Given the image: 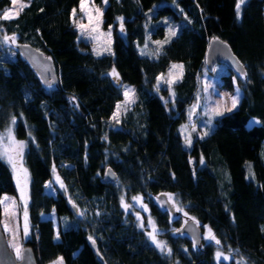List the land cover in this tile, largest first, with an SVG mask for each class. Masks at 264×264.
I'll use <instances>...</instances> for the list:
<instances>
[{"label":"trees","instance_id":"obj_1","mask_svg":"<svg viewBox=\"0 0 264 264\" xmlns=\"http://www.w3.org/2000/svg\"><path fill=\"white\" fill-rule=\"evenodd\" d=\"M79 2L32 0L16 18L0 20V35L15 33L17 44L42 50L59 74L56 85L44 86L21 56L8 59L0 50V128L15 116V136L26 144L23 163L33 231L27 245L37 263L62 257L65 264H217V244L194 246L188 236L176 233L180 221L170 222L166 209L151 205L159 227H177L165 236L171 255L151 245L121 205L122 194L164 192L173 195L176 214L187 213L207 225L220 247L232 249L246 264H264V0H248L239 19L237 0H107L104 24L122 17L125 37L114 28L112 52L99 56L73 26L72 11ZM10 5L11 0H0V15ZM167 16L181 24L178 32L159 55H141L149 37L165 36L164 25L153 24ZM215 36L244 65L245 76L231 70L221 76L228 90L237 77L242 97L236 109L219 116L213 130L188 148L179 132L182 111L207 68L208 41ZM174 62L183 65V75L173 86L168 109L167 91L156 84ZM113 68L119 80L109 74ZM129 85L136 99L114 128L111 116ZM251 118L261 123L248 126ZM200 155L204 164L194 167L190 160ZM53 167L68 196L44 192ZM107 167L117 173L114 183L100 181ZM4 193H14V181L0 160V197ZM51 210L65 217L83 215L55 240L52 221L40 217ZM90 236L98 255L87 244Z\"/></svg>","mask_w":264,"mask_h":264},{"label":"rangeland","instance_id":"obj_2","mask_svg":"<svg viewBox=\"0 0 264 264\" xmlns=\"http://www.w3.org/2000/svg\"><path fill=\"white\" fill-rule=\"evenodd\" d=\"M247 1L248 0H245V3ZM19 2L23 3V4H28V0H19ZM106 5H107V2H105V0H86L85 9L83 11H81V0H80L79 4L74 8L76 10L75 17L73 16V11H72V23H73L74 28L78 32V38L85 41V42H88L90 44L92 52L94 54H95V52L93 51L94 48L96 49V51L101 52V55L109 54L112 52L113 41H114V28L117 29V31L119 32L120 35L125 37V29L123 32L120 31L121 21L117 19L118 17L116 18V21L114 24H111L108 26H106L104 24V9H105ZM242 6H241V8H242ZM18 7H19V5L14 6L11 3V5L6 9L11 10L12 12H16L18 10ZM96 9H99L100 13H102V14H98ZM3 12H4V10H3ZM3 12H2V14H3ZM153 12H154L153 9L148 11V13H147L148 17L150 15H152ZM89 16L92 17L91 21L89 20ZM120 18H122V17H120ZM74 21H78L80 24L85 25V29L83 30V32H84L83 35L81 34V29L77 27V25H76V23H74ZM159 24L164 25L165 36L162 39H153V38L151 39L150 38L148 40L147 49L145 51L149 55H154V53L158 47V45L155 43L156 41H164L165 38L168 37L170 29L174 30L177 33L180 26H181V24L179 22H172L170 20L169 16L161 18L158 22H154L153 26L159 25ZM110 26H111V35L109 36L108 33L110 30ZM92 29H95V31H92ZM173 37L174 36H172L169 39V41ZM16 44H17V42H16ZM164 44H166V43H164ZM107 49H110V51H107ZM142 49H144V47ZM142 49H139L140 54H141ZM0 50L3 53V57L8 58V59L15 60L18 56H20L16 50V45H4V46L0 47ZM172 65H182V64L178 63V62L172 63L168 67V69L163 74H161L159 76V77H161V76L163 77V79L159 81V88L167 91V94L164 97V101L166 102V106L168 107V109L171 105V102L174 100V95H172L173 86L180 79L175 80V82L172 83L171 89H169V84L167 83V81L168 80H174L175 77L179 76L180 72H181V70L179 68L172 69ZM170 69H171V73H172L171 75H169ZM228 72H229V69L227 68V66L225 64L219 63V64L215 65L213 70L209 71L205 67V69L202 70V72L199 74V76L197 78V87H196L195 92L192 96V99L189 101V103L184 107V109L182 111L183 121L181 122V124L179 126V132L183 136L184 143L188 148H190L192 146V144L195 140L201 139V136L203 135L204 132H208V134H209L213 130V128L215 127L216 119L219 116H213L212 117V125H211L210 129L207 126L206 122L208 120V116L211 115V112L209 110L212 107H215V104L217 101L221 100V98H224V100L227 102L226 106L230 107L231 103H230V100H228L227 98H228V96L235 95L237 89H239L240 90L239 103H240L241 97H242V91H241L240 87L238 86V84L236 83L237 77H235V76L233 77L234 87L232 90H228L222 86L221 76L223 74H227ZM240 79L243 80V77H241ZM157 85H158V81H157L156 86ZM205 87H207V89H208L207 92L204 91ZM125 88H132L135 90V87L132 85L125 86ZM198 96H199V107L196 109V113H194L192 115L191 120H189L190 108L193 104L197 103ZM135 99H136V90H135L134 101H135ZM124 100H125V97H123V99L119 103L123 104ZM239 103H238V105H239ZM238 105H237V107H238ZM115 111H116V109H115ZM123 112H124V110L122 109L120 116L122 115ZM206 112L208 113L207 115L205 114ZM225 113H228V112H224V114ZM112 116L110 119V124L112 127L118 128L120 126V120H119V123H116L112 119ZM120 116H119V119H120ZM255 120H257V119L256 118L249 119L248 126H252L253 124H255L254 123ZM182 125L188 126L187 131L184 132L183 134L180 131ZM9 126L10 125L5 126L4 128H0V133L5 132V130ZM193 126H195L196 131H192ZM13 131H14V129H13ZM189 134H190L191 140H192L191 145H188L185 142V137L188 136ZM14 135H15V133H14ZM15 138L18 141H24V140L18 139L16 136H15ZM24 150H25V148H24ZM24 150H23V154H24ZM261 154H263V156H264V148H263V152ZM202 157L203 156L200 155L197 158H191L190 161L194 165V167L203 166L204 158H203V163H201ZM4 162L9 166L11 173H12V177H13V181H14V193H4L1 195L0 199H3L4 197L10 198V200L14 199L16 201V205H15L14 209L12 207H10L9 212L6 215L5 210H4L5 205L0 204V222H1V226H2V229L4 231V234H5V237H6L7 244L9 246L10 250H12L16 256L14 249L9 244V241L12 238V231H15L17 233L21 249L27 245V242L32 237L33 231H32L31 224H30L29 218H28L29 235L26 238L24 237V235H23L24 205L20 199V190L17 187L16 174H14L11 166L6 161H4ZM22 167L27 170V168L25 167V165L23 163V160H22ZM56 175H58V174L56 172L54 174V172H53L50 179L44 183V192L46 194L52 195V196H56L58 193H62L64 195L68 196V191H65L64 188H61L60 184L56 181V179H55ZM20 178H21V182L23 183L24 182V176H23L22 172L20 173ZM60 179L64 183V181L62 180L61 177H60ZM48 184H51V187H46V185H48ZM167 195L169 198V194H167ZM137 196L141 197V203H138L136 200L133 199L134 197H137ZM171 196H172V199L171 200L169 199V200L176 207L173 195L171 194ZM122 197L124 199V202L129 205V208L127 210H125V208H124V210L127 213H131L133 215V218L135 219L138 226L140 225L141 221L143 222L144 227L143 228H141L140 226L139 227L144 230L145 235H146L149 243L151 245H153L155 248H156V246L151 242V240L148 238V235H147V233L152 230L151 227L148 226L149 219H151L155 223V227L158 230V232H157V239L158 240L164 241L166 243V237H165L166 234L170 233L173 235L175 233V228H177L176 226H171L170 229H163L156 224L155 219L151 213V205L152 204H156L157 206L160 207V205L156 202V195L150 194V195L144 196V195L136 194V195L127 196L125 194H122ZM26 199H27V217H28V201H29V174H28V170H27ZM10 200L6 203L10 204ZM142 205L147 206V211L144 210V207H142ZM13 211L15 212L14 216L12 215ZM137 214H139V216L141 217V220H137ZM40 217L42 219H50L52 221L53 230H54V239L58 240L59 239V232L62 230V228H66V227H69L71 225L77 224V221L79 219H81L82 215L81 214H74L73 217H71V216L65 217V216H59L55 210H51L49 212L42 213L40 215ZM191 218H192L191 216L185 215V213L180 212L174 216L170 215L169 220H170V222H173L175 220H179L180 224H182L183 222H185L186 220L191 219ZM192 219H194V218H192ZM195 221H197V220H195ZM5 224H7L8 227L12 231H5V227H4ZM197 224L202 228V243L211 242V241L204 238L206 236V233H207V228L205 227L207 225H202L198 221H197ZM212 242H214V241H212ZM218 248L221 249L225 255L229 254V250H226V249L220 247L219 245H217L215 253H216ZM215 253H214V255H215ZM16 258H17V256H16ZM57 258L54 259L53 261L57 260ZM239 260H240L239 257H235L231 253V258L228 261H224L221 258L220 263L222 262V263L228 264L231 261H233L236 264V262ZM53 261H51L48 264H52ZM215 263H217L216 257H215ZM63 264H65L64 260H63ZM244 264H246V263L244 262Z\"/></svg>","mask_w":264,"mask_h":264},{"label":"snow or ice","instance_id":"obj_3","mask_svg":"<svg viewBox=\"0 0 264 264\" xmlns=\"http://www.w3.org/2000/svg\"><path fill=\"white\" fill-rule=\"evenodd\" d=\"M32 0H28V4H23L20 3L19 0H11L12 5L16 6L19 5L18 10L16 12H12L11 10H4L3 14L0 15V20H9V19H13L16 18L19 15V12L23 10V8L29 6L31 4ZM105 2H107V0H105ZM245 3V0H237L236 2V15H237V19L240 18V13H241V6ZM86 6V0H81V11H83L85 9ZM98 14H102L100 13L99 9H96ZM76 14V10L73 9V16L75 17ZM118 20L121 21L120 23V31L123 32L124 31V26H123V18L118 17ZM89 20H92V17L89 16ZM74 23H76L77 27L81 29V34L83 35L84 32L83 30L85 29V25L80 24L78 21H74ZM92 31H95V29H92ZM108 35H111V26H110V30ZM176 32L172 29L169 30V35L168 37L165 38L164 41H156L155 43L158 45L156 51H155V55H159L162 45L164 43H167L169 41V39L172 36H175ZM150 39V37H149ZM214 40L217 38H213ZM17 42V35L15 33H13L12 35H8L6 32H4L2 35H0V47L4 46V45H16ZM24 47H27L26 45ZM147 49V43H145V47L144 49L141 50V55H145L148 54L146 53ZM93 51L95 52L96 55H101V52L96 51V49L94 48ZM107 51H110V49H107ZM238 64V71L240 72V74L242 76H245L246 73L243 72V65L239 64V62H237ZM179 68L181 70L180 75L175 77L174 80H168L167 83L169 84V89H171V85L172 83L175 82V80H178L182 77L183 72V65H172V69H177ZM112 77H114L116 80H119V74L117 73L116 69L113 68L112 71L109 73ZM171 69L169 72V75H171ZM163 77H157V81H158V85L157 88H159V81L162 80ZM207 87H205L204 91L207 92ZM172 95H175L174 93H172ZM124 97L125 100L123 102V104L118 103L116 105V111L113 113L112 119L116 122L119 123V116L121 113V110L123 109L124 111H127L128 106L131 105L132 103H134V98H135V90L132 88H125L124 91ZM239 97H240V90L237 89L236 94L232 95V96H228V100H230L231 106L228 107L227 102L224 100V98H221V100L217 101L215 104V107H212L209 111L211 112V115L208 116V120L206 122L207 126L209 127V129L211 128L212 125V117L213 116H221L224 114V112H231L233 109H235L239 103ZM74 99V98H73ZM199 107V96L197 98V103L193 104L190 108L189 111V120H191L192 115L194 113H196V109ZM206 115L208 114L207 112L205 113ZM16 117L13 116L11 118V123L10 126L5 130V132L0 133V160L6 161L12 168L14 174H16V180H17V187L20 190V199L23 202L24 205V229H23V235L26 238L29 235V231H28V217H27V199H26V187H27V170L24 169L22 167V160H23V150L26 146L24 141H18L15 138L14 135V126L16 125ZM255 124H260L261 122L259 120H255L254 121ZM187 125H182L181 126V133L183 134L184 132L187 131ZM192 131H196L195 126L192 127ZM208 132H204L203 135L201 136V139H203L204 136H207ZM107 137H105L106 139ZM185 142L188 145H191L192 140H191V136L190 134L188 136L185 137ZM201 163H203V157L201 158ZM248 171H249V175L252 176L254 178V174L252 173V166L251 164L248 165ZM23 173L24 176V182H21V178H20V173ZM53 172L55 174V167H53ZM109 174L114 175L113 173H111V171L109 170ZM56 181L60 184L61 188H64L65 191H67V189L65 188L64 183L61 181L60 177L58 175L55 176ZM46 187H51V184L46 185ZM134 200H136L138 203H141V197L137 196L133 198ZM169 199H172L171 194H169ZM10 200V198L8 197H4L3 199H0V204H4L5 205V214L7 215L9 212V208L12 207L14 209L15 205H16V201L14 199L10 200V204L6 203ZM69 202L72 203L71 198L69 199ZM121 205L123 208H125V210H127L129 208V205L126 204L124 202L123 197H121ZM73 207L75 208V204H73ZM142 207H144V210L147 211V206L142 205ZM178 211L181 209H177ZM81 215H83V213H80ZM12 215H15V212L13 211ZM185 215H187V213H185ZM137 220H141V217L139 216V214H137ZM141 228L144 227L143 222L141 221L140 225ZM148 226L151 227V231L147 233L148 238L151 240V242L156 246V248H158L162 253L167 254V255H171V249H169L167 247V244L164 241L158 240L157 239V232L158 230L155 227V223L149 219L148 221ZM5 231H12L7 224H5ZM207 228V233L206 236L204 237L205 239L209 240V241H214L217 245L221 244V241L219 239L216 238L215 234L213 233L211 228H208L207 226H205ZM93 246H95V240L90 236L88 238ZM10 246L14 249L17 259H23L24 258V253L26 250L21 249L20 247V243H19V238L18 235L15 231H12V238L9 241ZM195 246V245H194ZM232 249H229V254L225 255L221 249H217L216 253H215V257L217 260V264H220L221 258L224 261H228L231 258V253H232ZM238 251V249L236 250ZM52 264H63V258L62 257H58L57 260L53 261ZM236 264H244V258L241 257L239 261L236 262Z\"/></svg>","mask_w":264,"mask_h":264},{"label":"water","instance_id":"obj_4","mask_svg":"<svg viewBox=\"0 0 264 264\" xmlns=\"http://www.w3.org/2000/svg\"><path fill=\"white\" fill-rule=\"evenodd\" d=\"M210 38L205 55V63L209 71L213 70L216 64L222 63L227 66L229 70L237 75H241L238 71V64L241 61L232 52L230 46L223 39L215 36L217 39ZM27 47H24V46ZM16 50L23 60H25L31 69L37 74L39 80L44 86L56 85L59 82V74L54 65L53 59L46 55L42 50L34 47L29 43L19 42L16 45ZM243 65V64H242ZM243 72L245 68L243 65ZM109 170L114 175L109 174ZM102 183H114L117 181V173L112 167L105 168L103 176L100 179ZM156 202L161 208L166 209L172 216L176 215V209L164 192L156 195ZM71 210L76 213L77 207L70 205ZM177 234H185L190 238L195 246L202 242V228L197 224L194 219H188L181 224L176 230ZM88 246L92 248L94 253L98 255L97 245L93 246L90 240L87 241ZM26 250L23 259H17L12 250H10L4 231L0 222V264H38L34 251L30 245L22 248ZM174 264V263H170Z\"/></svg>","mask_w":264,"mask_h":264}]
</instances>
